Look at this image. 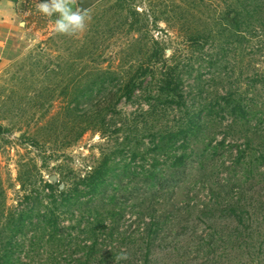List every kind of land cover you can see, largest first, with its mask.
<instances>
[{
    "label": "rangeland",
    "instance_id": "rangeland-1",
    "mask_svg": "<svg viewBox=\"0 0 264 264\" xmlns=\"http://www.w3.org/2000/svg\"><path fill=\"white\" fill-rule=\"evenodd\" d=\"M100 1L72 0L76 7L90 8L92 19L85 32L71 37L55 33L52 18L37 12L38 0H23L18 6V32L0 60V124L6 129L0 136V235L6 233L11 208L22 203L21 209H29L32 204L23 201L25 195L38 193L43 199L45 183H53L51 177L58 182L63 175H83L100 159L101 152L109 151L126 133L137 129L134 134L139 133L147 144L148 128L184 121L188 113L217 103L219 96L231 89L247 108L248 118L240 121L229 110L215 108L192 141L191 149L199 154L203 151L202 158L187 169V181L170 190L164 201L172 222L179 215V224L188 229L169 248L168 242H159L151 264H225L222 255L227 248L228 253V240L237 233L251 235V247L243 246V251L235 253L231 250L227 264H264V36L258 31L243 45L231 47L221 62L220 74H216L219 71L207 62L208 50L202 54L192 51L185 36L186 28H202L217 15L213 10L216 5L219 8L220 0H203L213 2V10L199 6L192 12L195 16L187 9L189 0H104L105 9ZM173 2L184 6L188 15L185 26L179 23L178 12L172 11ZM121 5L149 16L153 23L150 36L165 46L168 57L181 50L187 63L183 78L186 107L167 111L165 104H159L150 118L144 98L122 100L117 106L120 115L113 116L112 124L123 125V132L112 134L111 125L104 136L89 131L78 138L76 115L80 109L77 114L68 112L75 87L99 64L118 70L120 59L131 49L127 46L133 34H127V24L119 29L108 27L125 21L119 13ZM103 10L107 12L101 16ZM138 50L136 46L135 54ZM145 144L139 146V152L146 149ZM257 159L263 165L261 176L256 172ZM21 183H25L24 188ZM230 200L243 219L238 232L236 220L223 211L222 201ZM192 205L207 209L210 219H197ZM25 226L24 238L29 240L31 223ZM29 244L25 242L14 256L18 264H38Z\"/></svg>",
    "mask_w": 264,
    "mask_h": 264
},
{
    "label": "trees",
    "instance_id": "trees-1",
    "mask_svg": "<svg viewBox=\"0 0 264 264\" xmlns=\"http://www.w3.org/2000/svg\"><path fill=\"white\" fill-rule=\"evenodd\" d=\"M180 2L172 3V11L178 12L176 17L185 26L188 15ZM99 3L105 9L106 2ZM212 4L189 0L187 9L195 16L197 13L192 12L197 7L204 6L212 11ZM218 7L219 10L217 5L213 10L217 12L216 16L209 18L202 28L189 27L190 31L186 28L185 36V43L192 51L202 54L208 50L207 62L219 71L216 74H220L221 62L231 47L243 45L258 31L264 36V0H220ZM119 9L125 21L112 22L108 27L119 29L127 24V34H133L127 46L131 49L120 59L118 70L99 64L92 68L80 86L75 87L68 112L77 114L80 109V114L76 115L78 138L89 131L104 136L113 125V116L120 115L117 106L122 100L133 102L138 97L144 98L148 107L146 114L150 118L156 114L159 104H165L167 111L186 107L183 78L187 63L181 50H175L168 57L165 46L150 36L153 23L146 13L140 14L125 5ZM103 12L106 14L107 11L103 10L101 16ZM136 46L139 50L135 54ZM98 53L97 56H101ZM111 94L113 96L109 97ZM215 108L229 110L230 115L240 121L248 118L247 108L239 95L229 89L219 96L217 103L188 113L184 121L148 128L150 139L147 144L139 133L134 134L138 129L126 133L122 142L101 152L100 159L83 175H63L62 181L46 182L43 199L34 191L36 195H25L23 201H31L32 206L21 209L20 203L11 208L4 226L6 233L0 235V264H18L14 256L25 247V242L30 243L38 264H151L160 247L159 242H168L169 248L175 238L188 229L179 224V215L174 216L177 211L172 222L164 210L166 196L187 181V169L202 158L203 151L199 154L191 149L192 141L212 118ZM113 126L112 134L123 132V125ZM5 131L0 124V136ZM143 143L146 149L139 152ZM256 164V172L261 176L260 159ZM21 185L25 187V183ZM222 203L226 217L236 220L238 232L243 219L237 213L235 202ZM190 209H196L197 219H210L204 207L192 205ZM26 222L31 223L29 240L23 234ZM248 235L237 233L234 239L228 240L230 250L226 253L228 248L222 249L226 253L222 255L225 264L231 250L235 253L243 251V246L251 247L252 236ZM17 236H21L22 241L16 239Z\"/></svg>",
    "mask_w": 264,
    "mask_h": 264
},
{
    "label": "clouds",
    "instance_id": "clouds-1",
    "mask_svg": "<svg viewBox=\"0 0 264 264\" xmlns=\"http://www.w3.org/2000/svg\"><path fill=\"white\" fill-rule=\"evenodd\" d=\"M36 10L52 18L56 34L69 37L85 32L92 19L90 8L76 7L72 0H38Z\"/></svg>",
    "mask_w": 264,
    "mask_h": 264
},
{
    "label": "crops",
    "instance_id": "crops-1",
    "mask_svg": "<svg viewBox=\"0 0 264 264\" xmlns=\"http://www.w3.org/2000/svg\"><path fill=\"white\" fill-rule=\"evenodd\" d=\"M23 0H0V60L18 32V6Z\"/></svg>",
    "mask_w": 264,
    "mask_h": 264
},
{
    "label": "water",
    "instance_id": "water-1",
    "mask_svg": "<svg viewBox=\"0 0 264 264\" xmlns=\"http://www.w3.org/2000/svg\"><path fill=\"white\" fill-rule=\"evenodd\" d=\"M51 182H56V177H51Z\"/></svg>",
    "mask_w": 264,
    "mask_h": 264
}]
</instances>
